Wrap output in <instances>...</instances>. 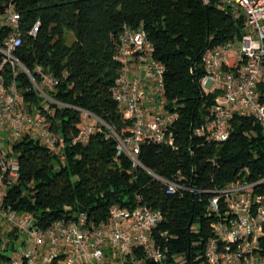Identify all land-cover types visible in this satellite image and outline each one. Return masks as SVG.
<instances>
[{
  "label": "trees",
  "instance_id": "16d2710c",
  "mask_svg": "<svg viewBox=\"0 0 264 264\" xmlns=\"http://www.w3.org/2000/svg\"><path fill=\"white\" fill-rule=\"evenodd\" d=\"M11 5L21 14L23 34L16 56L29 73L21 70L15 75L6 64V83H17L28 110L40 111L61 139L57 148H50L27 133L12 143L10 152L20 164V177L8 188L5 203L32 214L42 229L83 213L98 225L109 220L114 205H147L163 214L156 237L167 253L160 262L146 259L144 264H206V247L215 236L212 224L228 211L222 198L219 211L210 210V198L240 177L264 178V128L253 116L236 115L231 136L223 142H207L193 133L219 95L202 87L203 54L241 38L245 15H237L233 6L223 7L221 0H0V15ZM125 24L148 33L155 57L167 68L169 107L176 105L180 112L177 147L142 143V166H135L127 154L118 156V141L101 132L87 144L74 143L83 121L80 108L123 134L131 125L113 96L123 68L116 56ZM67 31L73 32L72 44ZM11 33L0 20V63ZM43 74L61 79L51 92L57 102H47L35 87L33 79L41 83ZM259 91L264 103V82ZM0 135L7 136L6 131L0 130ZM178 171L195 190L170 194L153 174L168 179ZM1 230L0 264H6L17 250L20 234ZM163 232L167 234L161 236ZM134 252L143 255L141 250Z\"/></svg>",
  "mask_w": 264,
  "mask_h": 264
},
{
  "label": "built area",
  "instance_id": "2783aa9c",
  "mask_svg": "<svg viewBox=\"0 0 264 264\" xmlns=\"http://www.w3.org/2000/svg\"><path fill=\"white\" fill-rule=\"evenodd\" d=\"M221 5L235 7L237 15L243 13L246 25L241 38L228 40L203 54L202 87L207 93L219 91L210 113L193 132L207 142L228 140L236 115L253 116L264 128V103L259 91V84L264 82V0H221ZM0 20L12 28L2 49L5 59L0 63V130L6 131L12 143L29 133L48 147L57 148L61 137L52 130L51 122L40 111L28 110L16 82L6 83V64L13 67L15 75L21 70L29 73L16 56L23 41L21 14L11 5ZM40 24L38 21L34 25L31 34L36 35ZM119 42L116 57L123 68L113 96L131 125L123 134L102 117L80 108L83 121L74 143L87 144L93 134L101 132L118 141V156L127 154L135 166H142V143L177 147L175 127L180 112L176 105L169 107L167 68L155 57L156 47L146 30L125 24ZM60 80L51 74H43L41 83L33 79L47 102H57L51 92ZM9 145V150L3 148L0 135V225L18 230L20 243L6 264H144L146 259L160 262L166 258L167 249L156 237L163 214L147 205H114L109 220L98 225L83 213L77 219H60L42 229L32 214L6 204L8 188L20 177V164ZM153 174L166 184L170 194L195 190L186 184L182 171L168 179ZM217 193L210 198V210L218 212L222 198L228 211L212 224L215 236L206 247V264H264V178L249 181L240 177ZM135 249L143 251V255L137 256Z\"/></svg>",
  "mask_w": 264,
  "mask_h": 264
},
{
  "label": "rangeland",
  "instance_id": "374dc122",
  "mask_svg": "<svg viewBox=\"0 0 264 264\" xmlns=\"http://www.w3.org/2000/svg\"><path fill=\"white\" fill-rule=\"evenodd\" d=\"M67 34H68V43L69 44H72L73 43V41H74V35H73V32H71V31H67ZM232 63L234 64L235 63V59H234V55H232ZM9 144H12V140L11 139H9V137L8 136H5V137H3L2 138V146H3V148L5 149V150H9V147H10V145ZM0 227H1V233H4V231H5V233H7V231H9L11 228L10 227H7V226H4V225H0ZM12 230H14V229H12ZM19 233V231L17 230L16 231V233ZM3 237H4V239H6V240H8V238L6 237V235H3Z\"/></svg>",
  "mask_w": 264,
  "mask_h": 264
}]
</instances>
